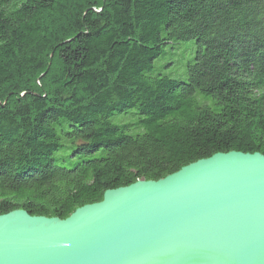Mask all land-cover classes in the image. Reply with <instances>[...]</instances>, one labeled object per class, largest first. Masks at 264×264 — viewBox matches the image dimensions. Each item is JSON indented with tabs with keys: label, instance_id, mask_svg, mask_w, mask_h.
Masks as SVG:
<instances>
[{
	"label": "trees",
	"instance_id": "trees-1",
	"mask_svg": "<svg viewBox=\"0 0 264 264\" xmlns=\"http://www.w3.org/2000/svg\"><path fill=\"white\" fill-rule=\"evenodd\" d=\"M232 152L264 156V0H0V216Z\"/></svg>",
	"mask_w": 264,
	"mask_h": 264
},
{
	"label": "water",
	"instance_id": "water-1",
	"mask_svg": "<svg viewBox=\"0 0 264 264\" xmlns=\"http://www.w3.org/2000/svg\"><path fill=\"white\" fill-rule=\"evenodd\" d=\"M0 264H264V156L217 154L65 220L0 216Z\"/></svg>",
	"mask_w": 264,
	"mask_h": 264
},
{
	"label": "rangeland",
	"instance_id": "rangeland-1",
	"mask_svg": "<svg viewBox=\"0 0 264 264\" xmlns=\"http://www.w3.org/2000/svg\"><path fill=\"white\" fill-rule=\"evenodd\" d=\"M185 47V46H184ZM185 52V55L182 53L178 54L175 58L174 61L175 63L172 64V66L168 67L165 72L170 75L171 77L178 79V78H183L184 76V65L185 61L188 59L189 52L185 51V48L182 49ZM181 50V51H182ZM182 56H184L182 59ZM167 59V58H166ZM169 63V61H168Z\"/></svg>",
	"mask_w": 264,
	"mask_h": 264
}]
</instances>
